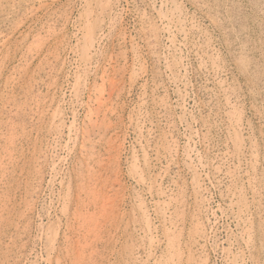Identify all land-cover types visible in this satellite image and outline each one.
<instances>
[{
    "label": "rangeland",
    "instance_id": "obj_1",
    "mask_svg": "<svg viewBox=\"0 0 264 264\" xmlns=\"http://www.w3.org/2000/svg\"><path fill=\"white\" fill-rule=\"evenodd\" d=\"M0 42V264H264V0H0Z\"/></svg>",
    "mask_w": 264,
    "mask_h": 264
},
{
    "label": "bare ground",
    "instance_id": "obj_2",
    "mask_svg": "<svg viewBox=\"0 0 264 264\" xmlns=\"http://www.w3.org/2000/svg\"><path fill=\"white\" fill-rule=\"evenodd\" d=\"M38 1V0H37ZM112 1V0H111ZM149 1V0H148ZM156 1V0H155ZM168 1V0H167ZM120 2V1H119ZM126 2V1H125ZM160 2V1H159ZM178 2V1H177ZM5 4H6V2H4ZM3 3V4H4ZM27 3V2H26ZM168 3V2H167ZM47 4V3H46ZM65 4V3H64ZM155 4V3H154ZM40 5H42V4H40ZM40 5H38V7L40 6ZM43 5H45V3L43 4ZM82 5V4H81ZM157 5V4H156ZM170 5V4H169ZM176 5H178V4H176ZM79 6V5H78ZM34 7V6H33ZM42 7V6H41ZM57 7V6H56ZM61 7H62V5H61ZM37 8V7H36ZM36 8H34V10H36ZM63 8V7H62ZM76 8H78V7H76ZM119 8V7H118ZM156 8H158V7H156ZM33 9V8H32ZM38 9H40V8H38ZM74 9V8H73ZM85 9V8H84ZM159 10V9H158ZM163 10V9H162ZM174 10V9H173ZM166 11V10H165ZM171 11V10H170ZM191 11V10H190ZM119 12V11H118ZM159 12V11H158ZM179 12H181V11H179ZM84 13V12H83ZM120 13V12H119ZM124 13V12H123ZM164 13V12H163ZM183 13V12H182ZM186 13V12H185ZM121 14V13H120ZM161 14V13H160ZM159 15V14H158ZM176 15H177V13H176ZM188 15V14H187ZM95 16V15H94ZM181 16V15H180ZM81 17V16H80ZM111 17V16H110ZM168 17V16H167ZM13 18V17H12ZM90 18V17H89ZM169 18V17H168ZM122 19V18H121ZM115 20V19H114ZM181 20V19H180ZM89 24H90V22H89ZM149 24V23H148ZM147 24V25H148ZM151 24V23H150ZM154 26V25H153ZM165 26V25H164ZM167 26V25H166ZM80 27V26H79ZM87 27V26H86ZM196 27V26H195ZM76 28V27H75ZM148 28V27H147ZM186 28V27H185ZM138 29V28H137ZM163 29V28H162ZM167 29V28H166ZM172 30V29H171ZM84 31H87V29L86 30H84ZM166 31V30H165ZM181 31V30H180ZM79 32V31H78ZM167 32V31H166ZM107 33V32H106ZM176 33H177V31H176ZM74 34V33H73ZM77 34V33H76ZM88 35V34H87ZM175 35V34H174ZM78 36V35H77ZM117 36V35H116ZM165 36V35H164ZM173 36V35H172ZM73 37V36H72ZM84 37V36H83ZM161 38V37H160ZM159 38V39H160ZM165 38V37H164ZM169 38V37H168ZM107 39V38H106ZM4 40V39H3ZM67 40V39H66ZM85 40H86V43L88 44V46H91L92 45V38L88 35V36H85ZM125 40V39H124ZM2 41V40H1ZM188 41V40H187ZM76 42V41H75ZM136 42V41H135ZM161 42H162V39H161ZM169 42V41H168ZM223 42V41H222ZM1 43V42H0ZM97 43V42H96ZM114 43V42H113ZM136 44V43H135ZM177 44H179V43H177ZM97 45V44H96ZM183 45V44H182ZM69 46V45H68ZM98 46V45H97ZM96 46V47H97ZM114 46V45H113ZM176 46V45H175ZM192 46V45H191ZM70 47V46H69ZM77 47V46H76ZM87 47V46H86ZM93 47V46H92ZM91 47V48H92ZM138 47V46H137ZM169 47V46H168ZM184 47V46H183ZM75 48V47H74ZM133 48V47H132ZM170 48V47H169ZM186 48V47H185ZM86 50H88V49H86ZM177 50V49H176ZM73 51V50H72ZM85 51V50H84ZM90 51V50H89ZM163 51V50H162ZM195 51V50H194ZM229 51V50H228ZM80 52V51H79ZM117 52V51H116ZM172 52V51H171ZM91 53V52H90ZM170 53V52H169ZM177 53H178V51H177ZM181 53V52H180ZM209 53V52H208ZM75 54V53H74ZM96 54V53H95ZM133 54V53H132ZM91 55V54H90ZM89 55V56H90ZM140 55H141V53H140ZM148 55V54H147ZM168 55V54H167ZM68 56V55H67ZM75 56H77V55H75ZM81 56V55H80ZM111 56V55H110ZM169 56V55H168ZM83 57V56H82ZM81 57V58H82ZM86 57V56H85ZM88 57V56H87ZM153 57V56H152ZM182 57V56H181ZM72 58H74V57H72ZM80 58V57H79ZM179 58V57H178ZM91 59V58H90ZM132 59V58H131ZM179 59H181V58H179ZM203 59H205V58H203ZM77 60V59H76ZM134 60V59H133ZM84 61V60H83ZM99 61V60H98ZM110 61V60H109ZM181 61H182V59H181ZM97 62V61H96ZM108 62V61H107ZM37 63V62H36ZM79 63V62H78ZM84 63V62H83ZM109 63V62H108ZM137 63V62H136ZM207 63L209 64V62L207 61ZM183 64V63H182ZM81 65V64H80ZM95 65V64H94ZM104 65V64H103ZM127 65V64H126ZM71 66V65H70ZM73 66V65H72ZM98 66V65H97ZM107 66V65H106ZM131 66V65H130ZM114 67H115V65H114ZM80 68V67H79ZM90 68V67H89ZM95 69V68H94ZM112 69H115V68H112ZM86 70V69H85ZM109 70V69H108ZM127 70V69H126ZM68 71V70H67ZM84 71V70H83ZM89 71V70H88ZM102 71V70H101ZM100 71V72H101ZM153 71V70H152ZM107 72V71H106ZM184 72V71H183ZM116 73V72H115ZM100 74V73H99ZM111 74V73H110ZM70 75V74H69ZM154 75V74H153ZM96 76V75H95ZM121 76V75H120ZM57 77H58V75H57ZM185 77V76H184ZM67 78V77H66ZM65 78V79H66ZM76 78H78V77H76ZM75 78V79H76ZM83 78V77H82ZM105 78V77H104ZM103 78V79H104ZM114 78V77H113ZM58 79V78H57ZM110 79H111V77H110ZM117 79H119L118 77H117ZM140 79V78H139ZM96 80V79H95ZM114 80V79H113ZM76 81V80H75ZM108 82V81H107ZM66 83V82H65ZM88 83H90V82H88ZM72 84V83H71ZM74 84V83H73ZM108 84V83H107ZM110 84H112V83H110ZM132 85V84H131ZM91 86V85H90ZM108 86V85H107ZM133 86V85H132ZM68 87V86H67ZM95 87V86H94ZM121 87V86H120ZM64 88V87H63ZM88 88V87H87ZM100 88V87H99ZM114 87H112V89H113ZM72 89V88H71ZM112 89H110V91L112 90ZM220 89V88H219ZM101 90V89H100ZM66 91V90H65ZM88 91H89V89H88ZM119 91H120V89H119ZM140 91V90H139ZM90 92V91H89ZM106 92H108V93H110L109 91H105L104 93H106ZM146 92V91H145ZM55 93V92H54ZM70 93V92H69ZM95 93V92H94ZM100 93V92H99ZM107 93V94H108ZM116 93V92H115ZM187 93V92H186ZM251 93V92H250ZM111 94V93H110ZM119 94V93H118ZM117 94V95H118ZM137 94V93H136ZM98 95V94H97ZM112 95V94H111ZM116 95V96H117ZM99 96V95H98ZM101 96V95H100ZM106 96H108L107 98H109L110 96L109 95H106ZM119 96V95H118ZM104 97V96H103ZM63 98V97H62ZM106 98V97H105ZM78 99V98H77ZM96 99H97V97H96ZM98 99H100V97H98ZM97 99V100H98ZM96 100V101H97ZM74 101V100H73ZM94 101V100H93ZM99 101H101V100H99ZM98 101V102H99ZM114 101V100H113ZM69 102V101H68ZM92 103V102H91ZM73 104H74V102H73ZM97 104V103H96ZM110 104H111V102H110ZM59 105V104H58ZM88 105V104H87ZM117 105V104H116ZM119 105V104H118ZM60 106V105H59ZM86 106V105H85ZM90 106H91V104H90ZM97 106H98V104H97ZM100 106V105H99ZM98 106V107H99ZM110 106V105H109ZM111 106H112V104H111ZM114 106V105H113ZM150 106V105H149ZM153 106V105H152ZM64 107V106H63ZM92 107V106H91ZM96 107V106H95ZM88 108V107H87ZM115 108V107H114ZM66 109V108H65ZM104 110V109H103ZM111 110V109H110ZM113 110V109H112ZM61 111V110H60ZM154 111V110H153ZM89 112V111H88ZM111 112V111H110ZM110 112H109V114H110ZM133 112V111H132ZM49 113V112H48ZM91 113V112H90ZM112 113H114V112H112ZM77 115H78V113H77ZM94 115V114H93ZM103 115H104V113H103ZM117 115V114H116ZM66 116H67V114H66ZM75 116V115H74ZM116 117V116H115ZM114 117V118H115ZM76 118V117H75ZM96 118V117H95ZM133 118V117H132ZM83 119V118H82ZM112 119V118H111ZM119 119H121V118H119ZM45 120V119H44ZM100 120V119H99ZM114 120V119H113ZM73 121V120H72ZM83 121V120H82ZM93 121V120H92ZM117 121H119V120H117ZM126 121V120H125ZM74 122V121H73ZM96 122V121H95ZM100 122V121H99ZM232 122V121H231ZM69 123V122H68ZM93 123V122H92ZM110 123V122H109ZM113 123V122H112ZM67 124V123H66ZM78 125V124H77ZM85 125V124H84ZM92 125V124H91ZM132 125V124H131ZM146 125V124H145ZM69 125H67V127H68ZM94 127V126H93ZM70 128V127H69ZM105 128V127H104ZM68 129V128H67ZM82 129H83V127H82ZM97 129V128H96ZM106 129V128H105ZM122 129V128H121ZM69 130H71V129H69ZM69 130H67V131H69ZM87 130V129H86ZM86 130H85V132H86ZM126 130V129H125ZM177 130V129H176ZM244 130V129H243ZM106 131V130H105ZM119 131V130H118ZM248 131V130H247ZM84 132V133H85ZM88 132V131H87ZM90 132H92V131H90ZM109 132V131H108ZM111 132V131H110ZM171 132V131H170ZM173 132V131H172ZM61 133V132H60ZM73 133V132H72ZM95 133V132H94ZM106 133V132H105ZM129 134V133H128ZM68 135V134H67ZM67 135H66V137H67ZM259 135V134H258ZM98 136H100V135H98ZM104 136V135H103ZM102 136V137H103ZM59 137V136H58ZM92 137V136H91ZM114 137V136H113ZM68 139V138H67ZM97 139V138H96ZM95 139V140H96ZM125 139V138H124ZM83 140H84V138H83ZM135 140V139H134ZM192 140V139H191ZM44 141V140H43ZM64 141H66V140H64ZM90 141V140H89ZM92 141V140H91ZM50 143V142H49ZM82 143V142H81ZM91 143V142H90ZM240 144V143H239ZM94 145V144H93ZM185 145V144H184ZM44 146V145H43ZM52 146V145H51ZM85 146V145H84ZM240 146V145H239ZM248 146V145H247ZM66 147V146H65ZM83 147V146H82ZM101 147V146H100ZM108 147V146H107ZM241 147V146H240ZM183 148V147H182ZM186 148V147H185ZM184 148V149H185ZM64 149V148H63ZM88 149V148H87ZM106 149V148H105ZM124 149H125V147H124ZM194 149V148H193ZM241 149V148H240ZM239 149V150H240ZM247 149V148H246ZM66 150V149H65ZM93 150V149H92ZM107 150V149H106ZM101 151V150H100ZM196 151V150H195ZM58 152V151H57ZM86 152V151H85ZM124 152V151H123ZM65 153V152H64ZM66 154V153H65ZM78 154V153H77ZM201 154V153H200ZM199 154V155H200ZM254 154V153H253ZM61 155V154H60ZM103 155V154H102ZM125 155V154H124ZM65 156V155H64ZM123 156V155H122ZM243 156V155H242ZM83 157H86L85 155L83 156ZM137 157H138V155H137ZM153 157V156H152ZM191 158H192V156H190ZM4 158V157H3ZM65 158V157H64ZM67 158V157H66ZM188 158V157H187ZM83 159V158H82ZM203 159V158H202ZM245 159H247V158H245ZM4 160V159H3ZM83 160H85V159H83ZM116 160V159H115ZM122 160V159H121ZM92 162V161H91ZM154 162V161H153ZM152 162V163H153ZM198 163V162H197ZM196 163V164H197ZM76 164V163H75ZM91 164V163H90ZM106 165V164H105ZM193 165V164H192ZM198 165V164H197ZM252 165V164H251ZM77 166V165H76ZM61 167H63V166H61ZM126 167V166H125ZM49 169H50V167H48ZM96 168V167H95ZM123 168V167H122ZM77 169V168H76ZM111 169V168H110ZM245 169V168H244ZM52 170V169H51ZM92 170V169H91ZM127 170V169H126ZM78 171V170H77ZM116 172V171H115ZM205 173V172H204ZM242 173V172H241ZM81 174V173H80ZM50 175V174H49ZM48 175V176H49ZM118 176H119V174H118ZM203 177V176H202ZM49 178V177H48ZM47 178V179H48ZM157 178V177H156ZM32 179V178H31ZM61 179V178H60ZM118 179V178H117ZM116 180V179H115ZM121 181V180H120ZM119 181V182H120ZM116 181H114L112 184L114 185V183H115ZM122 182V181H121ZM136 182V181H135ZM117 185L119 184V183H116ZM247 184V183H246ZM117 185H115V186H117ZM124 185H126V184H124ZM130 185V184H129ZM216 185V184H215ZM248 185V184H247ZM46 187V186H45ZM114 187V186H113ZM107 189V188H106ZM127 189V188H126ZM143 189V188H142ZM149 189V188H148ZM243 190V189H242ZM199 192V191H198ZM259 192V191H258ZM55 193H57V192H55ZM109 194V193H108ZM117 195V194H116ZM146 195V194H145ZM149 195V194H148ZM205 195V194H204ZM203 195V196H204ZM208 195V194H207ZM202 196V197H203ZM143 197V196H142ZM201 197V196H200ZM76 198V197H75ZM144 198V197H143ZM207 198V197H206ZM249 198V197H248ZM36 199V198H35ZM52 199V198H51ZM90 199V198H89ZM146 200V199H145ZM149 200V199H148ZM38 201V200H37ZM86 201V200H85ZM132 201V200H131ZM130 201V202H131ZM9 202V201H8ZM75 202V201H74ZM123 202V201H122ZM126 202V201H125ZM202 202V201H201ZM210 202V201H209ZM32 203V202H31ZM124 203V202H123ZM205 203V202H204ZM249 203V202H248ZM30 204V203H29ZM49 205V204H48ZM136 205V204H135ZM150 205V204H149ZM120 206V205H119ZM157 206H158V204H157ZM75 207V206H74ZM151 207V206H150ZM124 208H126V207H124ZM140 208V207H139ZM243 208H245V207H243ZM28 209V208H27ZM138 209V208H137ZM143 209V208H142ZM165 209V208H164ZM78 211V210H77ZM92 211V210H91ZM162 211V210H161ZM221 211V210H220ZM261 211V210H260ZM27 212V211H26ZM31 212V211H30ZM121 212V211H120ZM208 212V211H207ZM216 214V213H215ZM260 214V213H259ZM166 215V214H165ZM235 215V214H234ZM240 215V214H239ZM257 215H258V213H257ZM262 215V214H261ZM241 216V215H240ZM255 216V215H254ZM59 217H61V216H59ZM249 217V216H248ZM116 218V217H115ZM163 218V217H162ZM161 218V219H162ZM250 218V217H249ZM230 219V218H229ZM42 220V219H41ZM119 220V219H118ZM145 220V219H144ZM246 220H248L247 218H246ZM64 221V220H63ZM151 222H152V220H150ZM155 221V220H154ZM211 221V220H210ZM216 221V220H215ZM237 221V220H236ZM235 221V222H236ZM212 222V221H211ZM245 222V221H244ZM28 223V222H27ZM37 223V222H36ZM44 223V222H43ZM240 223V222H239ZM259 223V222H258ZM163 224V223H162ZM227 224V223H226ZM230 224V223H229ZM156 226V225H155ZM136 227V226H135ZM179 227V226H178ZM209 227H211V226H209ZM208 227V228H209ZM240 227V226H239ZM249 227H250V225H249ZM23 228H25V227H23ZM216 228V227H215ZM243 228V227H242ZM28 229V228H27ZM107 229H108V227H107ZM165 229V228H164ZM210 229V228H209ZM211 229H212V227H211ZM29 230V229H28ZM134 230V229H133ZM166 230V229H165ZM218 230V229H217ZM244 230V229H243ZM257 230V229H256ZM151 231V230H150ZM157 231V230H156ZM152 232V231H151ZM188 232V231H187ZM191 232V231H190ZM217 232V231H216ZM262 232L264 233V231L262 230ZM50 233V232H49ZM107 233V232H106ZM160 233H162V232H160ZM238 233V232H237ZM241 233V232H240ZM262 233V234H263ZM20 234H22V233H20ZM41 234V233H40ZM196 234V233H195ZM198 234V233H197ZM224 234V233H223ZM259 234V233H258ZM261 234V233H260ZM157 235H158V232H157ZM163 235V234H162ZM25 236V235H24ZM70 236V235H69ZM119 236V235H118ZM138 236V235H137ZM239 236V235H238ZM262 236V235H261ZM126 237V236H125ZM62 238V237H61ZM157 238V237H156ZM166 238H167V236H166ZM208 238V237H207ZM241 238V237H240ZM242 238H243V236H242ZM261 238V237H260ZM52 239H54V238H52ZM73 239V238H72ZM162 239H164V237L162 238ZM203 239V238H202ZM219 239V238H218ZM225 239V238H224ZM238 239V238H237ZM253 239V238H252ZM43 240V239H42ZM111 240V239H110ZM232 240V239H231ZM234 240V239H233ZM243 240V239H242ZM259 241V240H258ZM68 242V241H67ZM220 242V241H219ZM244 242V241H243ZM118 243V242H117ZM218 243V242H217ZM233 243V242H232ZM235 243V242H234ZM166 244H167V242H166ZM46 245V244H45ZM63 245V244H62ZM67 245H69V244H67ZM168 245V244H167ZM172 245V244H171ZM209 245V244H208ZM225 245V244H224ZM70 246V245H69ZM164 246V245H163ZM232 246V245H231ZM262 246H264V245H262ZM39 247V246H38ZM169 247V246H168ZM172 247V246H171ZM174 247V246H173ZM185 247V246H184ZM224 247V246H223ZM260 247V246H259ZM39 248H41V247H39ZM98 248V247H97ZM106 248V247H105ZM181 248V247H180ZM197 248V247H196ZM217 248V247H216ZM225 248V247H224ZM246 248H248V247H246ZM50 249V248H49ZM65 249V248H64ZM168 249V248H167ZM255 249V248H254ZM62 250V249H61ZM262 250V249H261ZM39 251H40V249H39ZM66 251V250H65ZM137 251V250H136ZM160 251V250H159ZM232 251V250H231ZM246 251V250H245ZM248 251V250H247ZM49 252H51V251H49ZM58 252V251H57ZM133 252V251H132ZM175 252V251H174ZM236 252V251H235ZM40 253V252H39ZM59 253V252H58ZM68 253H70V252H68ZM170 253V252H169ZM169 253H167V254H169ZM215 253H216V251H215ZM248 253V252H247ZM184 254V253H183ZM198 254V253H197ZM238 254V253H237ZM31 255V254H30ZM37 255V254H36ZM40 255H41V253H40ZM163 255V254H162ZM186 254H184V256H185ZM224 255V254H223ZM261 255V254H260ZM56 256V255H55ZM60 256V255H59ZM63 256V255H62ZM120 256V255H119ZM130 256V255H129ZM135 256H137L138 257V255H135ZM183 256V255H182ZM131 257V256H130ZM136 257V258H137ZM227 257V256H226ZM231 257H232V255H231ZM62 258V257H61ZM129 258V257H128ZM127 258V259H128ZM139 258V257H138ZM137 258V259H138ZM158 258V257H157ZM17 259V258H16ZM26 259H28V258H26ZM41 259V258H40ZM136 259V260H137ZM187 259V258H186ZM236 259V258H235ZM126 260V259H125ZM130 260V259H129ZM183 260V259H182ZM245 260V259H244ZM39 261V260H38ZM57 261V260H56ZM175 261V260H174ZM249 261V260H248ZM263 261V260H262ZM68 262V261H67ZM125 262V261H124ZM123 262V263H124ZM132 262H135L134 260H132ZM131 262V263H132ZM136 262H140V261H136ZM144 262V261H143ZM187 262V261H186ZM226 262H228V261H226ZM246 262V261H245ZM61 263H62V261H61ZM60 263V264H61ZM105 263V262H104ZM126 263H127V260H126ZM125 263V264H126ZM173 263V262H172ZM25 264V263H24ZM57 264V263H56ZM135 264V263H134ZM144 264V263H143Z\"/></svg>",
    "mask_w": 264,
    "mask_h": 264
}]
</instances>
